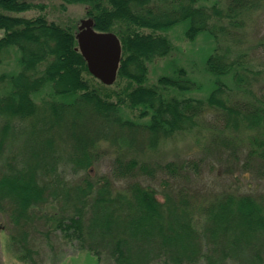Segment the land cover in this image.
<instances>
[{
  "label": "trees",
  "instance_id": "16d2710c",
  "mask_svg": "<svg viewBox=\"0 0 264 264\" xmlns=\"http://www.w3.org/2000/svg\"><path fill=\"white\" fill-rule=\"evenodd\" d=\"M63 1L65 7L89 6L86 16L94 20L95 29L119 37L122 61L115 89L103 86L76 50L72 27L49 22L45 15L19 16L45 6L0 0V62L12 48L20 56V74L11 76V88L10 77H0V86L8 83L0 87L1 93L10 91L0 101V213L25 259L38 264L34 241L59 234L69 243L79 241V250L96 256L100 264H264V194L210 190L206 182H190L192 177L201 179L207 156L160 163L158 173L171 179L161 191L143 182L88 178L89 167L104 154L99 153L101 143L116 147L112 179L130 180L141 173L155 175L141 154L146 149L196 131V144L212 154L208 156L230 160L237 155L244 172L254 170L264 179V97L254 90L255 72L247 67L251 60L245 56L252 48L243 49L246 18L264 0H213L210 7L201 1L212 0ZM183 23H188L191 41L206 33L216 43L205 64L215 78L206 101L167 99L159 91H192L196 84L183 69L177 79L162 77L158 87L145 86L148 63L172 50L161 32ZM263 48L264 37L259 45ZM42 94L46 98L40 107L36 98ZM127 109L148 123L125 119L120 112ZM86 118L97 122L98 134L82 131L76 150L66 145L59 150L52 137L37 145L35 138L20 141L21 123L28 122L31 134L39 124L46 123L49 128L41 130L47 131L61 125L75 138V130L82 128L78 119ZM18 141L21 147L30 144L32 155L26 160H19L18 149H13ZM82 172L83 182H67L69 175ZM181 180L189 182H177ZM59 201L61 214H50Z\"/></svg>",
  "mask_w": 264,
  "mask_h": 264
},
{
  "label": "rangeland",
  "instance_id": "374dc122",
  "mask_svg": "<svg viewBox=\"0 0 264 264\" xmlns=\"http://www.w3.org/2000/svg\"><path fill=\"white\" fill-rule=\"evenodd\" d=\"M27 1L34 5L45 6V8L43 10L37 9L28 11L19 15L26 19H34L39 15H45L47 16L49 22L56 23L63 27H72L75 31L77 29L78 23L82 19H87L86 13L89 6L84 3L71 4L65 7L63 0ZM201 2L207 4L208 7L212 6L213 4V0L209 2ZM224 23H227V21L225 20ZM246 26L247 27L244 32L247 34V41L245 46H243V49L246 50L247 48H250L249 46L252 48L248 55L245 56L251 60V62H248L249 64L247 67H249V69L251 68L255 72L254 76L251 77L254 90L258 91L259 96L264 97V48L259 49V45L264 37V1L256 11L251 13L250 17L246 18ZM187 29L188 23H183L167 32H161V35L165 36V38L170 41L172 50L169 56L161 59H154L148 63L149 73L145 86L158 87V82L162 77H171L177 79L179 70L183 69L191 82L196 84V87L192 91L179 92L173 90L172 88L167 89L158 87L159 91L163 93L167 99L192 98L197 101H206L213 89L212 85L214 84L213 82L215 81V78H213L211 74L206 71L205 64L208 56L214 52L213 50H215L214 48L216 47V43L215 40L206 33L199 34L194 41H191L186 36ZM240 30H242V28H240ZM143 32L147 34L151 33L149 30H145ZM19 58L20 56L18 51L12 48L3 55L2 61L0 62V77H10V79H8L10 88L12 79L11 76L17 77L20 74V69L18 66ZM228 79H225V81L230 82ZM8 83L5 81L0 87H4L5 89L7 88ZM231 84L232 83H230V87L232 88L233 85ZM114 85L109 87L115 89ZM122 85L125 84L122 83ZM233 89L236 88L233 87ZM1 91L2 90H0V101H3L9 96L10 91H8L7 94H2ZM45 98V94L39 95L36 98L37 104L40 107L44 105L43 102ZM120 113L125 119L129 118L136 122L140 120L141 123L147 124L149 120L140 119L138 117V112L132 109L121 110ZM67 119L70 120V118ZM206 119L210 120L209 117ZM73 120L74 119H71L70 121ZM1 121H3V119H0V124L2 123ZM17 121L12 120L14 124L20 122ZM78 122L82 125V128H77L75 130V138L71 135L72 132L70 131H68L69 133H64V131L61 130V125L52 126V131H47L41 130L49 128L46 123L39 124L40 126L38 127V130L31 134L32 130L28 122L27 124L21 123L20 126L22 133L20 135V141L27 137L30 139L35 138L33 144L37 145V142L39 143L44 139H50L52 137L54 146L59 148V150L65 148L62 147L63 145L71 146L72 149L76 150L79 142L77 136L83 132L87 135H97V128L99 126L96 125L97 122L95 123L94 120H90L89 118L78 119ZM196 135V131L188 134L186 133V135H178L175 138H171L166 142L161 143L156 149H146L141 154L144 155L145 160L151 163V167L155 168V175L153 171L152 174L141 173V175L130 180L119 181H117V179H112L111 172V165L112 163L114 164V161L117 157V154L115 153L116 147L109 141L101 143V149H99V153L101 152L104 154L100 155L99 160L95 161L92 166L89 167L88 172L90 171L91 176L88 174V178L92 182H105L102 180V178L105 177H110L111 182H143L145 186H152L154 189L161 191L163 182L165 180L169 181L171 179L167 178L166 175H161L158 173V165L160 163H175L188 161L190 159L203 160L207 156L206 162H204L205 164L202 167L204 174L201 176V179L197 181L194 177H192L190 182H206L203 183V185H207L210 190L216 189L217 191H221L223 189L230 190L238 188L237 191L241 193L252 192L258 195L264 194V179H261L258 173L254 170L249 169L247 172H244L242 166L236 163L237 160H241L240 157L235 155L230 160H222L214 156H208L211 153H205L203 151L204 149L196 144ZM89 137L91 140L92 137ZM20 141L16 143L13 149L16 151L18 149L17 153H19V160H26L32 155L30 144L21 147L22 143H20ZM202 142L207 141L202 140ZM245 144L247 145V141ZM125 150L126 149H123L122 153H124ZM44 156H46V154H44ZM242 159L244 160V155L242 156ZM34 160H40V157L34 156ZM153 168H151V172L154 170ZM169 175L171 176V174ZM85 176V172H82L80 175L74 177L69 175L67 182L80 183L83 182ZM177 182L189 181L181 180ZM62 204L63 203L60 201L59 203H54V205L49 208V213L60 215L62 211ZM0 225L4 228L3 231L0 232V264H32L31 261L25 259V251L20 250L22 248L21 243H18L12 239L14 232L10 229L8 220L5 216H3L2 213H0ZM50 235L51 236L49 239H47V237H43L41 240L37 239L38 241H34L32 249L37 252V254H34L33 257L38 262V264H100L96 256L88 252H81L79 250V241H71L69 243L60 239L59 234Z\"/></svg>",
  "mask_w": 264,
  "mask_h": 264
},
{
  "label": "water",
  "instance_id": "95a60500",
  "mask_svg": "<svg viewBox=\"0 0 264 264\" xmlns=\"http://www.w3.org/2000/svg\"><path fill=\"white\" fill-rule=\"evenodd\" d=\"M75 37L78 43L76 50L85 59L89 72L104 85H114L123 54L119 37L113 32L97 31L92 18L78 23Z\"/></svg>",
  "mask_w": 264,
  "mask_h": 264
}]
</instances>
